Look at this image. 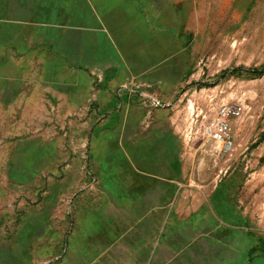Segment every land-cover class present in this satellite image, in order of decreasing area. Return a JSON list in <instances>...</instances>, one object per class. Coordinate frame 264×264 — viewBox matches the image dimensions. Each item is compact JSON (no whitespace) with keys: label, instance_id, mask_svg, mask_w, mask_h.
Returning a JSON list of instances; mask_svg holds the SVG:
<instances>
[{"label":"rangeland","instance_id":"374dc122","mask_svg":"<svg viewBox=\"0 0 264 264\" xmlns=\"http://www.w3.org/2000/svg\"><path fill=\"white\" fill-rule=\"evenodd\" d=\"M130 6L131 103L173 118L109 115L96 78L99 98L77 110L46 83L45 131L33 107L13 108L17 144L0 147V264H264V73L251 72L264 67V0ZM202 91L227 95V153L184 139L185 103ZM147 147L162 162L160 191L138 173Z\"/></svg>","mask_w":264,"mask_h":264},{"label":"crops","instance_id":"0c3cea01","mask_svg":"<svg viewBox=\"0 0 264 264\" xmlns=\"http://www.w3.org/2000/svg\"><path fill=\"white\" fill-rule=\"evenodd\" d=\"M131 1L0 0V60L8 58L10 63L5 67L0 61V147L17 144L13 139L14 125L7 118L10 114L12 120L11 111L18 106L33 107L31 116L37 117L34 121L41 123L45 131L49 101L46 83L49 92H57L58 105L76 108L86 101L91 104L99 98L102 88L106 97L100 105L115 104L109 115L122 106L123 120L152 121L153 126L173 118L172 113L155 104L131 103L133 75L126 57L132 29L125 28L134 25ZM23 57L27 58L26 67H22V60H15ZM95 78L105 80L104 87H95ZM24 79L25 91L20 84ZM131 105L137 106L138 115L132 114L134 110L126 111ZM155 136V129H145L146 138ZM157 153L156 149L152 152L146 148V166L140 167L138 173L144 178H159L151 186L160 191L163 167Z\"/></svg>","mask_w":264,"mask_h":264},{"label":"bare ground","instance_id":"6f19581e","mask_svg":"<svg viewBox=\"0 0 264 264\" xmlns=\"http://www.w3.org/2000/svg\"><path fill=\"white\" fill-rule=\"evenodd\" d=\"M224 94H219L218 92L211 94L202 91V93L197 95L192 94V97L185 103L186 138L190 139L192 137L194 141L199 139L200 148L204 152H206L204 148L206 145H212L210 139L205 135V131L204 133L202 132L207 125V119L210 118L208 122H215L220 118H225L229 109L227 95L225 96ZM195 109L196 112H194Z\"/></svg>","mask_w":264,"mask_h":264},{"label":"built area","instance_id":"2783aa9c","mask_svg":"<svg viewBox=\"0 0 264 264\" xmlns=\"http://www.w3.org/2000/svg\"><path fill=\"white\" fill-rule=\"evenodd\" d=\"M204 131L212 142V152L214 154L227 153L232 149L231 128L225 118H220L215 122L209 121Z\"/></svg>","mask_w":264,"mask_h":264},{"label":"trees","instance_id":"16d2710c","mask_svg":"<svg viewBox=\"0 0 264 264\" xmlns=\"http://www.w3.org/2000/svg\"><path fill=\"white\" fill-rule=\"evenodd\" d=\"M251 72H252V74H254V75L262 74V73H264V67L254 68V69H252Z\"/></svg>","mask_w":264,"mask_h":264}]
</instances>
